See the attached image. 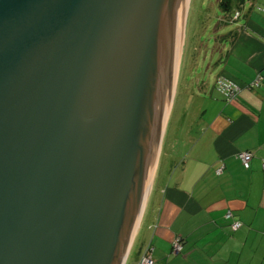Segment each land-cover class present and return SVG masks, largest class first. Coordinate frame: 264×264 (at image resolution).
Returning a JSON list of instances; mask_svg holds the SVG:
<instances>
[{"label":"water","instance_id":"water-1","mask_svg":"<svg viewBox=\"0 0 264 264\" xmlns=\"http://www.w3.org/2000/svg\"><path fill=\"white\" fill-rule=\"evenodd\" d=\"M195 0H0V264H127Z\"/></svg>","mask_w":264,"mask_h":264},{"label":"crops","instance_id":"crops-1","mask_svg":"<svg viewBox=\"0 0 264 264\" xmlns=\"http://www.w3.org/2000/svg\"><path fill=\"white\" fill-rule=\"evenodd\" d=\"M219 5L225 17L217 78L234 81L241 92L228 104L215 86L211 93L205 88L210 97L197 113L196 134L164 138L147 211L154 264H264V0ZM260 76L262 85L252 88ZM191 87L186 89L194 96ZM241 153L253 155L249 169ZM235 222L243 224L237 231ZM178 237L184 249L173 254Z\"/></svg>","mask_w":264,"mask_h":264},{"label":"rangeland","instance_id":"rangeland-1","mask_svg":"<svg viewBox=\"0 0 264 264\" xmlns=\"http://www.w3.org/2000/svg\"><path fill=\"white\" fill-rule=\"evenodd\" d=\"M237 12L239 11L236 10L234 13V20L238 19L236 18ZM224 17L225 12L221 9L219 0L194 1L181 70L175 89L176 93H174L164 134V138L167 135L166 141H172L175 137L179 136L189 137L196 134L194 122L198 117L197 113H200V110L205 107V104L210 97L206 95L207 92L205 93L204 89L208 88L210 91L209 93H211L214 86L216 87L217 76L219 75L220 65L218 62H220L222 52L220 44L222 42L220 37V35H222L221 19ZM193 62H197L194 70L195 76L190 75ZM192 77L195 79L196 84L190 79ZM197 82H200V85L197 84ZM187 85L192 86L191 92L194 96L188 93V90L186 89ZM183 109H185L183 116L184 119L183 117L181 118L183 121L178 126L179 115H181ZM166 149H168V144ZM148 215L147 212L144 229L135 241L129 255V258L132 255L130 264H133L139 249L143 246H147L150 243V239L153 237V231L148 229Z\"/></svg>","mask_w":264,"mask_h":264},{"label":"built area","instance_id":"built-area-1","mask_svg":"<svg viewBox=\"0 0 264 264\" xmlns=\"http://www.w3.org/2000/svg\"><path fill=\"white\" fill-rule=\"evenodd\" d=\"M239 16H240V13L237 12L236 18H238ZM261 80L262 78L258 77V79L251 84V87L254 88L255 86H258ZM217 86H218V89L228 98L227 100L229 102L236 101L241 92V88L237 84L227 80L226 78H219L217 81ZM238 156L241 159L243 165L246 168H249L250 163L253 159V155L251 153H241ZM222 170L223 168L219 169L218 173H222ZM231 216H232L231 213L227 215L228 218H230ZM241 226H242V223L240 222H236L232 225L234 230L241 228ZM183 249H184V242L182 238L180 237L176 238L172 245V252L174 254H180L182 253ZM152 251L153 249L151 246H148L146 249H144L140 255V258L137 264H154Z\"/></svg>","mask_w":264,"mask_h":264},{"label":"trees","instance_id":"trees-1","mask_svg":"<svg viewBox=\"0 0 264 264\" xmlns=\"http://www.w3.org/2000/svg\"><path fill=\"white\" fill-rule=\"evenodd\" d=\"M222 5H223V4H222ZM239 13H240V12H239ZM234 16H235V15H234ZM239 17H240V16H239ZM239 17H238V19H239ZM234 19H235V17H234ZM238 19H237V20H238ZM260 77H261V76H260ZM219 78H223V77H218V79H219ZM261 78H262V80H261V82L259 83V85H258V86H255L254 88H259V87L262 85V83H263V77H261ZM218 79H217V81H218ZM227 80H229V81L235 83L234 81H232V80H230V79H227ZM235 84H236V83H235ZM216 90H217V91H218V92L224 97L226 103H228V104H232V103L235 102V101H234V102H229V101L227 100L228 98H227V97H226V96H225V95H224V94L218 89L217 83H216ZM240 160H241V159H240ZM251 162H252V161H251ZM244 167H245V166H244ZM250 167H251V163H250ZM250 167H249V168H250ZM245 168H246V167H245ZM249 168H246V169H249ZM231 217H232V216H231ZM231 217H230V218H231ZM235 223H236V222H235ZM240 223H241V222H240ZM242 225H243V224H242ZM241 227H242V226H241ZM239 229H240V228H239ZM232 230H233V231H237L238 229H237V230H234L233 227H232ZM148 246H151V247H152V244L149 243L147 246H145V247L142 249L141 253H142L143 250L146 249ZM152 249H153V248H152ZM141 253H140V255H141ZM173 254H174V253H173ZM152 256H153V255H152ZM139 258H140V257H139ZM153 260H154V259H153ZM138 261H139V260H138ZM137 263H138V262H137Z\"/></svg>","mask_w":264,"mask_h":264},{"label":"bare ground","instance_id":"bare-ground-1","mask_svg":"<svg viewBox=\"0 0 264 264\" xmlns=\"http://www.w3.org/2000/svg\"><path fill=\"white\" fill-rule=\"evenodd\" d=\"M176 93V92H175ZM173 102V101H172Z\"/></svg>","mask_w":264,"mask_h":264}]
</instances>
